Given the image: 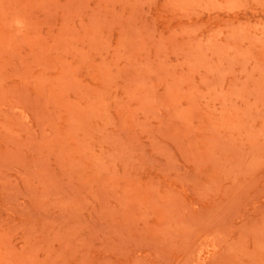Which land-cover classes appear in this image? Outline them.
<instances>
[{"label": "rangeland", "instance_id": "obj_1", "mask_svg": "<svg viewBox=\"0 0 264 264\" xmlns=\"http://www.w3.org/2000/svg\"><path fill=\"white\" fill-rule=\"evenodd\" d=\"M0 264H264V0H0Z\"/></svg>", "mask_w": 264, "mask_h": 264}]
</instances>
